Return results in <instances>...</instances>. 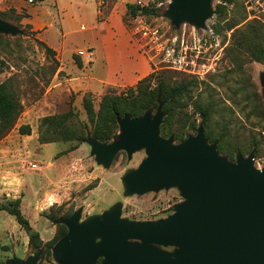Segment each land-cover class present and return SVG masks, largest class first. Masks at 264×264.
<instances>
[{"label":"rangeland","instance_id":"1","mask_svg":"<svg viewBox=\"0 0 264 264\" xmlns=\"http://www.w3.org/2000/svg\"><path fill=\"white\" fill-rule=\"evenodd\" d=\"M22 1L28 6L18 11ZM96 1L37 0L31 5L26 0H0V18L22 30L16 35L0 34V83H7L21 104L14 126L0 136V204L20 198L21 211L43 242L53 240L62 230V226L47 218L48 215L56 218L72 214L81 207L80 220H85L119 202L122 217L156 220L171 214L183 199L176 187L142 195L124 194L121 177L146 157L144 149L135 151L130 159L125 151H120L106 168L95 161L85 140H41V135L49 136L52 132V128L40 126L41 119L48 115L71 110L68 127L74 128L77 135L82 134V130L89 132L91 125L82 105L86 92L80 96L68 92L64 83L67 70L61 69V60L56 54L46 51L44 40L25 19L27 8L32 17L46 25L52 23V16L59 19L44 33L56 44L61 27L65 31L96 22ZM102 1V5H117V10L123 9V21L132 28L126 4H136V0ZM170 1L158 0L160 5L154 6L152 14L145 15L165 28L170 26L172 34L178 37L184 34L186 43L194 47L192 56L197 66L194 73H186L168 67L166 62L158 63L157 67L151 63V72H163L170 83L190 82L193 85L190 97L181 101H188V105L180 104L179 111L172 117V132L160 130L161 136H173L174 142L179 143L194 135L196 129L191 126L197 128L203 123L194 106L198 103L208 111L204 134L210 143L222 142L224 150L220 154L235 160L238 153L247 156L253 151L254 165L264 168V98L260 82L264 60L251 58L249 46L234 45L242 41L244 34L259 35L264 44V0H235L226 5V14L222 17L214 13L218 1L213 0V13L206 20L207 33L186 22L174 27L165 15ZM102 5L99 7L104 10ZM234 20L241 21L235 27L240 32L235 28L226 29ZM83 28L68 36L72 41L67 40V48L86 49L89 31ZM125 89L109 87L104 93L110 90L120 93ZM102 95L92 94L95 111ZM21 125H28L30 132L22 134ZM174 132H180L181 137H175ZM32 163L37 165L36 169L30 168ZM28 240L27 232L15 218L0 210V264H6L14 256L25 259L35 254L36 249ZM37 264H57L52 248L50 254L46 251L41 254Z\"/></svg>","mask_w":264,"mask_h":264},{"label":"water","instance_id":"2","mask_svg":"<svg viewBox=\"0 0 264 264\" xmlns=\"http://www.w3.org/2000/svg\"><path fill=\"white\" fill-rule=\"evenodd\" d=\"M213 0H171L165 11L174 27L182 22L205 28ZM142 14V10L138 11ZM0 18V34L21 33ZM264 98V73L260 74ZM117 117L118 133L109 143L89 133L85 141L97 163L109 167L116 154L140 149L146 157L121 177L125 195L176 187L182 200L156 220L121 217V203L80 220L79 207L61 222L67 231L52 247L57 264H264V168L254 153L229 160L210 143L200 123L179 143L160 134L164 113ZM171 248V249H168ZM41 250L6 264H37Z\"/></svg>","mask_w":264,"mask_h":264},{"label":"trees","instance_id":"3","mask_svg":"<svg viewBox=\"0 0 264 264\" xmlns=\"http://www.w3.org/2000/svg\"><path fill=\"white\" fill-rule=\"evenodd\" d=\"M217 1L214 13H216L217 16L222 17L226 14V5L232 4L235 0ZM139 10H142V14L150 15L153 13L154 7H140L134 3L126 4V14L131 17L136 16ZM1 15L2 12H0V16ZM239 23H241V21L234 20L227 24L226 29H234ZM235 29L238 32L241 31L237 28ZM254 37L259 38L260 36L257 34H244L242 41L235 43L234 45L237 47L249 46L251 58L257 61H263L264 44L262 43L261 38L255 40ZM44 46L47 52L55 54V51L45 43ZM77 56L78 55L75 54L74 57L78 60ZM168 78L169 77L165 76L163 72H151L148 76L139 80L137 84L127 87L120 93H115L113 90H110L102 95L97 111L93 109L92 94L86 92L83 95L82 105L91 125L89 132L86 129L85 132L82 130L80 132L82 134L77 135L74 128L68 127L72 115V111L69 110L68 112L57 115H48L41 119V128H52V132L49 136L41 135V140H43V142H49L55 139H77L83 141L89 133L92 138L99 142L109 143L116 137L119 130L117 117H122L127 114L130 117L135 118L142 115L146 110H151L155 113L159 104L158 98L163 102L161 111L164 113L160 130L161 132L171 133L172 117L177 111H179L177 109H179L180 104L181 106L188 105V101H181L184 98L190 97L193 85L190 82L170 83ZM152 85L154 86L152 87ZM194 106L195 109L200 112L203 122L202 124L205 126L204 122L208 117V111L198 103H195ZM20 112L21 104L15 94L10 90L7 83H0V136L6 134L14 126ZM191 127L197 130L194 125ZM19 131L22 134H28L30 129L28 125H21L19 126ZM180 135V132H174L175 137H181ZM217 148L219 152L224 150L221 141L218 142ZM20 201V198L8 200L6 203L0 204V210H5L15 218L16 222L27 232L29 244L32 245L36 251L41 250V254L46 251L47 254H50L55 241L67 231L66 226L62 224L61 221L68 217L70 213H66L56 218L51 215L47 216L48 219L55 221V223L62 226V230L53 240L43 242L39 237L38 231L33 230L28 219L21 211ZM3 249L7 248L4 247Z\"/></svg>","mask_w":264,"mask_h":264},{"label":"crops","instance_id":"4","mask_svg":"<svg viewBox=\"0 0 264 264\" xmlns=\"http://www.w3.org/2000/svg\"><path fill=\"white\" fill-rule=\"evenodd\" d=\"M102 0L96 1L97 20L92 25H84L77 29H62L58 33V42L52 43L44 35L49 28H52L54 20L52 16L48 25L45 22L38 21L32 17V13L27 8L28 23L32 25L34 31L44 40V42L55 51L58 59L61 60V69L67 70V76L64 83L71 94L80 96L85 92L93 95H102L109 87L127 88L134 86L151 71V62L149 56L140 48L136 39L131 34V28H128L123 21L122 14L124 10H117V5H102ZM34 3H31V5ZM104 8L101 10L99 6ZM25 1L17 7H26ZM58 10V6L56 3ZM84 27V28H83ZM89 31L86 49L80 50V47L67 48L68 37L75 32ZM91 54L89 58L85 53ZM76 55L78 60L74 57Z\"/></svg>","mask_w":264,"mask_h":264},{"label":"built area","instance_id":"5","mask_svg":"<svg viewBox=\"0 0 264 264\" xmlns=\"http://www.w3.org/2000/svg\"><path fill=\"white\" fill-rule=\"evenodd\" d=\"M29 3H35L37 0H26ZM160 2V1H159ZM158 0H136V4L140 7H154L160 5ZM133 26L131 34L136 39L140 48L149 56L150 62L157 67L158 63L166 62L168 67L186 73H194L197 66L196 58L192 56L194 47L189 46L184 34L180 37L172 34L170 26H164L154 23L147 19L145 14H137L132 17ZM200 31L206 32L205 28ZM210 35L213 32L210 30ZM90 52L85 53V57L89 58ZM37 165L32 163L30 168L36 169Z\"/></svg>","mask_w":264,"mask_h":264},{"label":"flooded vegetation","instance_id":"6","mask_svg":"<svg viewBox=\"0 0 264 264\" xmlns=\"http://www.w3.org/2000/svg\"><path fill=\"white\" fill-rule=\"evenodd\" d=\"M121 217H122V216H121ZM168 249H171V248H168ZM100 261H101V258L98 260V263H99ZM98 263H97V264H98Z\"/></svg>","mask_w":264,"mask_h":264}]
</instances>
